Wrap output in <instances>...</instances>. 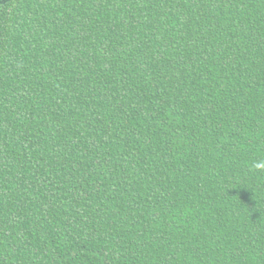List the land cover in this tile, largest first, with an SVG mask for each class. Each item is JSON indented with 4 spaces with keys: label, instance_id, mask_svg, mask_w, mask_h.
<instances>
[{
    "label": "trees",
    "instance_id": "1",
    "mask_svg": "<svg viewBox=\"0 0 264 264\" xmlns=\"http://www.w3.org/2000/svg\"><path fill=\"white\" fill-rule=\"evenodd\" d=\"M264 0H0V264H264Z\"/></svg>",
    "mask_w": 264,
    "mask_h": 264
},
{
    "label": "clouds",
    "instance_id": "2",
    "mask_svg": "<svg viewBox=\"0 0 264 264\" xmlns=\"http://www.w3.org/2000/svg\"><path fill=\"white\" fill-rule=\"evenodd\" d=\"M257 169H264V162H257L254 164Z\"/></svg>",
    "mask_w": 264,
    "mask_h": 264
}]
</instances>
